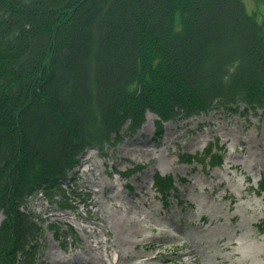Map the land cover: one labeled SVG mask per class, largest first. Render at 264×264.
Returning a JSON list of instances; mask_svg holds the SVG:
<instances>
[{
    "label": "trees",
    "instance_id": "trees-1",
    "mask_svg": "<svg viewBox=\"0 0 264 264\" xmlns=\"http://www.w3.org/2000/svg\"><path fill=\"white\" fill-rule=\"evenodd\" d=\"M240 103L264 108V29L240 0H0V264H35L42 228L20 207L41 192L69 208L86 149L116 147L147 111L161 128Z\"/></svg>",
    "mask_w": 264,
    "mask_h": 264
},
{
    "label": "rangeland",
    "instance_id": "rangeland-1",
    "mask_svg": "<svg viewBox=\"0 0 264 264\" xmlns=\"http://www.w3.org/2000/svg\"><path fill=\"white\" fill-rule=\"evenodd\" d=\"M242 2L264 26V0ZM242 112L212 111L166 123L159 133L147 113L146 128L104 157L87 150L65 182L89 194L85 206L61 210L42 195L25 204L44 228L36 264H264V204L255 192L264 177V110ZM210 143L223 148L220 167L180 162ZM135 165L147 169L125 178ZM155 173L174 181L166 202L153 188ZM92 229L107 249L89 245Z\"/></svg>",
    "mask_w": 264,
    "mask_h": 264
},
{
    "label": "bare ground",
    "instance_id": "bare-ground-1",
    "mask_svg": "<svg viewBox=\"0 0 264 264\" xmlns=\"http://www.w3.org/2000/svg\"><path fill=\"white\" fill-rule=\"evenodd\" d=\"M146 123L143 125V129L146 128ZM89 158V156L87 157ZM263 208V207H262ZM93 233H96V230L95 229H92L89 233V235H91L93 238H94V241H89V245H92V246H99V247H102L104 249H107L108 248V243L109 241L106 239V240H98L96 239V236L93 235ZM94 243V244H92ZM189 255H191V251L188 252Z\"/></svg>",
    "mask_w": 264,
    "mask_h": 264
}]
</instances>
